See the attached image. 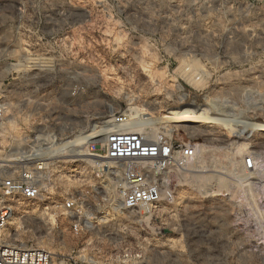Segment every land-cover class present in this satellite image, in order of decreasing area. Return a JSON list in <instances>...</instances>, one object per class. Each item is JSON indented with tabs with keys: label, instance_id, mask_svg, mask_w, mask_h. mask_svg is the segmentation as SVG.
Segmentation results:
<instances>
[{
	"label": "rangeland",
	"instance_id": "rangeland-1",
	"mask_svg": "<svg viewBox=\"0 0 264 264\" xmlns=\"http://www.w3.org/2000/svg\"><path fill=\"white\" fill-rule=\"evenodd\" d=\"M179 96L231 111L192 130ZM0 97L1 163L38 169L58 201H21L13 243L82 264H264V0H0ZM126 109L196 148L161 174L172 197L133 211L81 162ZM71 193L79 218L57 211Z\"/></svg>",
	"mask_w": 264,
	"mask_h": 264
},
{
	"label": "built area",
	"instance_id": "built-area-1",
	"mask_svg": "<svg viewBox=\"0 0 264 264\" xmlns=\"http://www.w3.org/2000/svg\"><path fill=\"white\" fill-rule=\"evenodd\" d=\"M4 115L5 103L0 97V130ZM131 119L127 109L112 114L104 143L92 142L89 158L81 160L91 163L97 173L116 178V205L125 211L149 208L163 199H170L172 191L162 181L161 174L171 165H187L196 155L195 145L190 141H178L164 132L150 134L125 130ZM244 165L252 167V157H246ZM23 200L43 205L45 209L58 203L41 184L38 169L0 161V264H82L74 258H58L42 247L9 240L6 236L8 224ZM83 202L78 193H71L60 202L57 211L79 218L83 215ZM83 220L87 221L86 217ZM78 226L80 224L74 222L72 229L76 232Z\"/></svg>",
	"mask_w": 264,
	"mask_h": 264
},
{
	"label": "bare ground",
	"instance_id": "bare-ground-1",
	"mask_svg": "<svg viewBox=\"0 0 264 264\" xmlns=\"http://www.w3.org/2000/svg\"><path fill=\"white\" fill-rule=\"evenodd\" d=\"M40 61V60H39ZM21 63V62H20ZM18 64V63H17ZM22 65V64H21ZM33 66V65H32ZM185 66V65H184ZM29 67V66H28ZM34 67V66H33ZM190 67V66H189ZM188 67V68H189ZM36 68V67H34ZM40 68V67H39ZM187 68V69H188ZM41 69V68H40ZM199 69V68H197ZM50 70V69H49ZM205 74V73H204ZM197 75V74H196ZM203 75V74H202ZM206 76V75H205ZM157 78V77H156ZM190 78V77H189ZM192 79V78H191ZM155 80V79H154ZM194 77H193V81H194ZM209 80V79H208ZM190 82V81H189ZM195 83V82H194ZM188 96V95H187ZM181 97V98H180ZM204 99V98H203ZM209 99V98H208ZM212 100V99H211ZM209 100V101H211ZM177 101L179 102V109L176 111V113H178V115L175 117L179 120L178 122L181 123L182 125H186L188 124V126H191V129L194 130L195 125H193V123H196L200 120H204L205 123L207 124V127H211L214 123L220 122V119L222 116H228L230 110L229 106H218L217 108H215V104L213 101V106H214V110L213 113L210 112V109L208 108L207 102H202L199 103L196 101V99L194 98H190L188 99L186 96H179V98L177 99ZM212 102V101H211ZM206 105H205V104ZM209 103V102H208ZM212 104V103H211ZM219 104V103H218ZM210 105V104H209ZM220 105V104H219ZM211 107V105H210ZM220 107V108H219ZM7 112V111H6ZM231 115V114H230ZM234 120V119H233ZM238 123L240 120H236ZM130 122V121H129ZM246 122V121H245ZM245 122H241V125H244L242 123ZM133 123V122H132ZM129 123L127 124V127H125V130L129 131V132H137V133H143V132H148L147 130H150L151 128L147 126V124H144V127H140L142 125V123H138V125H136V122H134L133 124ZM197 124V123H196ZM240 124V123H239ZM249 124V123H247ZM129 125V126H128ZM111 124L108 123V127H110ZM255 128L259 129L260 131H264V123H254ZM241 129L245 132L248 133V131L253 130V129H248L245 126H240ZM249 127V126H248ZM141 129H144L145 131H141ZM107 130V129H106ZM104 130V135L102 136L100 143L103 144L104 143V137H105V131ZM204 130V129H203ZM206 132H204V134L206 133V136L208 137H212L213 134L211 132V130H205ZM202 132V133H203ZM216 134V133H215ZM218 134V133H217ZM239 134V133H238ZM240 135V134H239ZM220 136V135H219ZM214 138V137H212ZM220 139V138H219ZM221 140V139H220ZM237 147V146H236ZM241 148V147H240ZM88 152V151H87ZM89 153V152H88ZM88 153H86L85 155H89ZM36 155V154H35ZM40 155V153H39ZM84 155V156H85ZM21 157V156H20ZM16 158V157H15ZM18 158V157H17ZM23 159V158H22ZM40 159H44V158H37V160ZM41 164H45V162H38L37 166H40ZM213 176V175H212ZM207 177V176H206ZM220 178V177H219ZM208 180V178H206ZM216 180V179H215ZM20 204V203H19ZM17 205V207L19 206L20 209L25 210L26 206L23 204ZM8 229V228H7ZM16 237H18L19 235L14 233L12 234ZM6 236L9 238L10 240V236L11 234L9 233V230H6Z\"/></svg>",
	"mask_w": 264,
	"mask_h": 264
}]
</instances>
